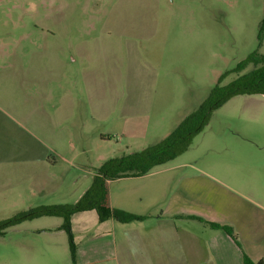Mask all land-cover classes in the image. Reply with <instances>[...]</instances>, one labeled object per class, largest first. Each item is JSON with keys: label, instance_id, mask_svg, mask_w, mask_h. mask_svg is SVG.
Returning <instances> with one entry per match:
<instances>
[{"label": "rangeland", "instance_id": "rangeland-1", "mask_svg": "<svg viewBox=\"0 0 264 264\" xmlns=\"http://www.w3.org/2000/svg\"><path fill=\"white\" fill-rule=\"evenodd\" d=\"M263 20L264 0H0V220L77 198L82 181L73 169L53 153L45 156L59 161L57 167L41 161L42 131L62 96L52 82L59 63L77 60L72 75L80 64L102 67L106 75L109 108L118 109L100 121L91 118L88 128L96 126L105 140L78 159L101 155L106 161L160 141L222 74L255 51L264 54V38L258 39ZM83 48L89 56L84 62ZM238 75L228 74L222 84ZM133 106L162 110L123 113ZM156 118L165 127L153 135ZM72 120L79 128L78 112ZM218 156L264 161L263 95L229 100L185 154L155 169ZM255 177L247 191L264 204V170ZM119 185H109L114 196ZM61 221L45 216L5 230L0 264H73L67 236L57 231Z\"/></svg>", "mask_w": 264, "mask_h": 264}, {"label": "crops", "instance_id": "crops-1", "mask_svg": "<svg viewBox=\"0 0 264 264\" xmlns=\"http://www.w3.org/2000/svg\"><path fill=\"white\" fill-rule=\"evenodd\" d=\"M81 51L84 62L88 52L84 48ZM71 63H59L60 71L52 80L62 89V96L51 105L52 120L46 132H41L40 141L45 150L42 163L58 165L56 159H46L47 153H53L82 181L76 190L77 202L105 161L101 155L95 160L78 161L83 154L93 153L92 146L98 151L105 140V136L97 137L96 126L88 128L89 122L92 117L105 119L118 108H109L102 67L91 69L90 65L80 64L72 75ZM112 97L118 99L117 95ZM161 110L133 106L122 111L138 116ZM77 112L81 116L79 128L72 120ZM67 121H72L73 128L65 126ZM164 127L156 118L153 135ZM90 131L95 132L93 140L88 139ZM167 135L169 132L161 140ZM241 158L197 159L169 169H153L144 176L114 180L120 183L115 196L109 189L110 181V207L146 218L130 223L114 218L101 222L95 210L74 214L71 227L76 264H244V255L253 264H264V204L252 199L246 185L264 170L260 164L264 161ZM60 219L57 231L66 234ZM209 223L232 228L236 240Z\"/></svg>", "mask_w": 264, "mask_h": 264}, {"label": "trees", "instance_id": "trees-1", "mask_svg": "<svg viewBox=\"0 0 264 264\" xmlns=\"http://www.w3.org/2000/svg\"><path fill=\"white\" fill-rule=\"evenodd\" d=\"M263 38L264 20L258 35L260 42H262ZM249 66L252 68L248 72L241 74ZM232 72L239 74L237 78L228 84H222L228 74ZM256 94L264 96V54L258 51L249 54L244 60L240 61L233 71L222 74L204 101L188 114L165 138L140 151L127 153L104 161L96 169L91 186L77 202L73 204L39 205L26 211L18 212L10 218L0 220V235L8 228L25 221L45 216L62 218L61 229L68 236L72 262L76 264V245L71 227V219L74 214L95 210L101 222L110 218H114L121 223L144 220L146 216H139L122 209L110 207L108 183L125 177L144 176L156 167L182 156L189 150L195 137L205 130L219 108L236 96ZM209 224L213 228L225 231L236 240L232 228L215 223ZM244 264H253V262L244 255Z\"/></svg>", "mask_w": 264, "mask_h": 264}]
</instances>
